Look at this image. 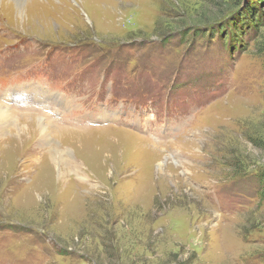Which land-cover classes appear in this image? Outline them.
I'll list each match as a JSON object with an SVG mask.
<instances>
[{
	"label": "rangeland",
	"instance_id": "374dc122",
	"mask_svg": "<svg viewBox=\"0 0 264 264\" xmlns=\"http://www.w3.org/2000/svg\"><path fill=\"white\" fill-rule=\"evenodd\" d=\"M243 8L0 0L8 127L51 132L0 143V264H264V20Z\"/></svg>",
	"mask_w": 264,
	"mask_h": 264
},
{
	"label": "bare ground",
	"instance_id": "6f19581e",
	"mask_svg": "<svg viewBox=\"0 0 264 264\" xmlns=\"http://www.w3.org/2000/svg\"><path fill=\"white\" fill-rule=\"evenodd\" d=\"M7 1H9L10 3H13L15 7L17 8V10L19 11L20 5L22 6L24 0H7ZM41 89L42 88H40V90ZM14 119H16L14 113H12L8 109V107H5L2 104H0V143L7 141L8 145L10 147H13L14 145L16 146L25 145L28 142L30 143L34 140H37L38 142L40 141L43 143L45 142V140L49 139L51 132L49 131L48 125L47 123H45L44 118L36 117V116L30 117L28 121H24V122L21 121L20 123H15V126H14L15 128L13 130H10L8 125H10ZM110 134L114 135V137L117 136L119 138V139L117 138L118 140L120 139L123 140L124 144H126L127 146L137 145L135 144L136 139L133 140L134 138H137L138 140L142 139L143 141L142 143H144V141L147 143L148 141V140L141 138L140 136H137L136 134H132L131 132L124 131V130L111 132ZM116 134H120V135L118 136ZM64 137H66V139H69L71 137L73 140L77 142L81 140V143L83 141H87L89 145L91 144V142L94 141L93 137L91 136H87V135L80 134V133H75L73 131L65 133ZM118 144L120 146V142ZM51 152L53 153L56 152V154H59L62 156L63 154H66L68 150L64 146L57 147L56 145L52 147ZM60 162L61 163L65 162L69 164L70 161H67L64 158L63 159L61 158ZM72 164L75 166L77 163H71L70 165Z\"/></svg>",
	"mask_w": 264,
	"mask_h": 264
},
{
	"label": "trees",
	"instance_id": "16d2710c",
	"mask_svg": "<svg viewBox=\"0 0 264 264\" xmlns=\"http://www.w3.org/2000/svg\"><path fill=\"white\" fill-rule=\"evenodd\" d=\"M237 3L241 0H235ZM244 8L242 15H245L249 24H255L256 21L264 20V0H243ZM257 25V24H256ZM257 52L263 56L264 61V35L258 42ZM259 184L260 196L264 198V169L256 174Z\"/></svg>",
	"mask_w": 264,
	"mask_h": 264
}]
</instances>
